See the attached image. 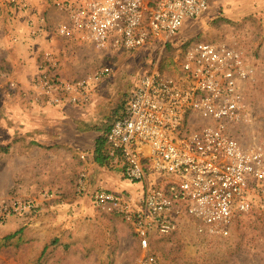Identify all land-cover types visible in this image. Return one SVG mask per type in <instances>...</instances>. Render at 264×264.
Listing matches in <instances>:
<instances>
[{
	"label": "built area",
	"instance_id": "built-area-1",
	"mask_svg": "<svg viewBox=\"0 0 264 264\" xmlns=\"http://www.w3.org/2000/svg\"><path fill=\"white\" fill-rule=\"evenodd\" d=\"M41 1L57 14L50 28L61 41L109 57L145 47L163 54L187 22L219 1L236 0ZM35 2L0 0V11L6 3L27 12L30 33L41 37L50 26V13L37 12ZM176 61L177 74L161 69L159 58L151 62L130 93L124 115L106 135L124 177L144 182L142 194L134 199L104 189L91 194L94 207L120 216L133 229L141 255L128 264H162L151 251V239L174 234L183 219L197 222L199 232L225 236L234 219L249 214L264 198V147L242 140L252 122L245 88L264 68L227 42L205 40L189 45ZM58 66L54 51L47 50L35 82L52 105L89 103L114 71L106 65L66 79L57 76ZM36 207L33 200L18 199L0 208V214Z\"/></svg>",
	"mask_w": 264,
	"mask_h": 264
},
{
	"label": "rangeland",
	"instance_id": "rangeland-1",
	"mask_svg": "<svg viewBox=\"0 0 264 264\" xmlns=\"http://www.w3.org/2000/svg\"><path fill=\"white\" fill-rule=\"evenodd\" d=\"M35 4L37 12L50 13V26L41 37L30 33L27 12L15 10L6 3L0 11V36L4 39L8 35L11 39L19 37L17 44L6 39L8 44L3 46L6 53L0 49V145L8 146L6 152L0 150V208L18 199L33 200L37 205L32 212L0 214V264L131 263L141 255L133 229L120 216L94 207L91 190L85 188L82 194L78 192L79 178L84 176L85 183L87 178V174L79 170L85 164L80 154L68 150L63 153L61 146H56L57 150L51 154L46 145L33 144L20 135L26 128H21V122L42 125L45 121L42 110L56 106L49 104L36 89L42 54L54 51L59 60L57 76L66 79L84 77L111 65L112 75L101 83L108 91L100 96L105 98L103 103H114L113 107H117L122 102L129 103L130 93L154 59L159 58L160 68L165 72L177 74L176 60L186 43L227 42L264 68V0L215 3L203 16L187 22L173 38L176 40L172 55L145 47L121 50L109 57L89 46L65 44L56 36L55 29L50 28L57 14L41 0H36ZM28 54L32 59L26 61L24 56ZM26 78L31 87L24 82ZM109 87L112 90L109 91ZM245 90L251 103L252 122L242 140L245 144L261 143L264 147V74L247 83ZM35 105L40 106L37 107L40 111L33 110ZM88 105L92 107L94 103L90 101ZM113 111L104 115V127L115 117ZM88 114L94 115L92 111ZM98 117L85 120L91 126L83 128L81 121L78 127L94 131L95 136ZM75 126H68L70 136ZM30 145L37 147L32 155V167H29L32 156L17 155L21 152L29 155L27 147ZM120 163L115 165L109 160L99 168L108 178L105 190L132 199L139 197L144 182L127 180ZM117 174L120 181L129 182L131 186L119 191L118 183L114 182L117 178L108 182ZM228 231L225 236L202 233L198 231L197 222L183 219L174 234L153 236L151 251L162 264H264V198L255 202L249 214L234 219Z\"/></svg>",
	"mask_w": 264,
	"mask_h": 264
},
{
	"label": "crops",
	"instance_id": "crops-1",
	"mask_svg": "<svg viewBox=\"0 0 264 264\" xmlns=\"http://www.w3.org/2000/svg\"><path fill=\"white\" fill-rule=\"evenodd\" d=\"M8 38L11 39L9 35H8ZM8 38H6L7 41H8ZM6 39H4L3 36H0V47H3L4 45L8 44ZM11 43L12 44L19 43V37L13 36L11 39ZM0 49L1 51H4V53H6V50H5L6 48L3 47ZM24 59L27 61V59L30 60L32 59V57L30 54H28L24 56ZM24 82L25 83L27 82L28 84H30V87H31V82L27 80V78L24 79ZM110 89L112 90L111 87H109V91ZM107 91H108L107 86H102V84H100L97 87L95 93L93 94V98L91 99L92 103H94V106L92 107H88L91 103L89 105L87 103L84 105L63 104V105L50 106L46 110H42L45 114L43 115L45 118L44 123L43 124L40 123L42 125H38V123L36 122L35 124L30 123V122L29 123L21 122V125H20L21 128L26 127L24 128L25 132L26 130H28L27 134H25V132L20 133L22 138L28 139L33 144L46 145V149H49L51 151L49 153L51 154L54 153L55 150H57L56 146L63 147L62 149L63 153L68 152V151L70 153H74V152L79 153L81 159L84 160L85 162V164L81 168H79V170L84 171L87 174L86 189L87 191L91 190L92 192H95L101 189L105 190L104 183L107 182L108 178L103 176V173L99 171L100 170L99 168H103L105 161L113 160V162H115V165H117V160L115 156L112 155L113 153L107 141L105 143L106 152H105V155L103 156V163H99L96 161L95 149H96L97 139L102 134V132L98 131L97 129L103 125L105 121L104 115H106L107 113L112 112V110H114L113 114H118V115L125 112V104H123L124 102L117 104V107L116 106L113 107L114 103H111L108 105L106 103H103L105 101V98L101 96L103 93L105 94ZM31 98L32 97H30V99ZM32 103L33 102H31V104ZM110 106H112V108H110ZM120 106L121 108H119ZM37 107H40V106L35 105L33 110L37 111L39 109ZM89 111H92L94 115H89L88 114ZM96 115L97 116L99 115V117L96 119V121L98 122L96 124L97 128H96L95 136H94L93 134L94 131H88L83 128H86L87 126H91L92 124L85 122V120H91V118ZM81 121L83 122L82 129H80L81 127L80 128L78 127L79 125L78 122L80 123ZM70 124H74V126L77 125L73 128L72 130L73 133H71V136H70L71 130L68 127ZM21 137H20V140H22ZM42 141H44V143ZM27 149H29V152H30L29 155H26V153H23V152L17 153V155L21 158L31 157L37 150V147L34 148L32 145H30L29 147H27ZM32 160H33V156L30 159L29 167L34 166V162H32ZM120 165L122 167L121 163ZM95 170H98L99 173L96 174ZM114 178H117V180H115L114 182L118 183L117 186L119 187L118 189H120L119 191H123L125 187L131 184L126 181L124 182L122 180L120 181L119 179L120 177L118 176V174L111 177V179H109L110 181L108 182H112ZM79 181H80V178L78 180V183Z\"/></svg>",
	"mask_w": 264,
	"mask_h": 264
},
{
	"label": "trees",
	"instance_id": "trees-1",
	"mask_svg": "<svg viewBox=\"0 0 264 264\" xmlns=\"http://www.w3.org/2000/svg\"><path fill=\"white\" fill-rule=\"evenodd\" d=\"M225 2L231 3L230 1H225ZM175 40L176 39H173L171 42H169L166 45V48L164 50V55H166V54H169V55L174 54V50H172V46H173ZM188 46H189V43H186L183 46V49H182L181 53L184 52L188 48ZM123 115H124V113H121L120 115L115 114V117L113 118L111 123L109 122V124L108 123H107V125L105 124L106 125L105 127L102 125L101 127H99L97 129L98 131L102 132V134L97 139V144H96V149H95V159H96L97 162L103 163V156L105 155V152H106V147H105V143L107 141L106 135H107V132L109 131L113 121L115 119L119 118V117H122ZM102 127H104V128H102ZM0 150L6 152L8 150V146L5 147V146H1L0 145Z\"/></svg>",
	"mask_w": 264,
	"mask_h": 264
}]
</instances>
